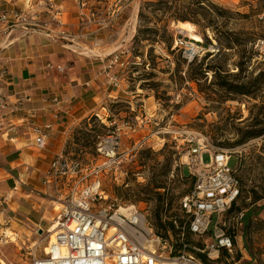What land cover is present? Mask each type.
I'll return each mask as SVG.
<instances>
[{
  "label": "rangeland",
  "instance_id": "1",
  "mask_svg": "<svg viewBox=\"0 0 264 264\" xmlns=\"http://www.w3.org/2000/svg\"><path fill=\"white\" fill-rule=\"evenodd\" d=\"M86 1L92 20L116 17L118 13L130 16L126 0ZM159 1L163 0H140L137 21L121 23L122 37L125 39L132 29L137 39L132 37L107 56L109 60L118 55L127 64L123 71L114 66L108 74L118 73L121 86L115 89H123L132 105L126 101L109 103L106 121L103 123L95 115L83 121L73 129L68 141L71 142H67L62 153L90 171H98L105 161L97 152L98 136H107L113 129L129 124L131 129L122 131L121 147L112 168H105L88 180L99 179L100 191L108 197V203L117 199L120 205H134L142 210L156 233L154 224L161 200L166 210L168 207L167 219L184 217L180 202L194 184L186 165L190 141H206L233 151L230 166L235 168L241 184L237 207L251 219V228L244 230L249 221L244 218L237 229L243 252L237 248L227 262L219 260V264H264V199L255 205L252 202L254 193L264 196V135L238 144L247 132L257 129L255 123L263 120L264 125V82L252 88L250 96L235 95L219 85L220 80L212 71L219 69L228 82L237 84L264 70V56L256 46L264 38V0H241L234 5L210 0L221 11L203 10L206 17L201 19L194 14L198 9L193 6L194 0H180L177 7L189 22L200 21V27L192 23L202 38L192 62L175 43L180 38L192 42L178 31V23L171 24L170 31L152 32L163 25L160 19L164 18V11L155 4ZM3 3L6 4L1 0ZM205 23L216 30L203 29ZM239 63L244 64L243 71L239 70ZM85 123L96 131L87 141L79 135L76 145L73 134ZM209 161L206 155L204 163ZM43 186V193H34L30 202L21 204L14 213L8 211L5 203L0 206V264H30L34 254H43L47 244L45 231L55 214L51 199L57 195L53 185ZM64 187V181H60L58 189L64 191ZM6 232L12 238H6Z\"/></svg>",
  "mask_w": 264,
  "mask_h": 264
},
{
  "label": "built area",
  "instance_id": "2",
  "mask_svg": "<svg viewBox=\"0 0 264 264\" xmlns=\"http://www.w3.org/2000/svg\"><path fill=\"white\" fill-rule=\"evenodd\" d=\"M43 1L44 13L50 15L59 27H64V12L50 0ZM35 13L31 5L15 12L6 11L0 5V25L8 27L11 18L27 20ZM175 43L189 62L195 59L199 46L195 50L194 44L198 45V42L180 38ZM256 46L264 56V38ZM105 62L108 83L120 88L118 73L108 72L114 66L123 71L127 64L118 55ZM57 69L59 72L64 70L62 67ZM8 77V68L0 63V132L6 130V111L12 107L1 93ZM13 110L20 112L21 102ZM52 127V124H46L33 128L39 149L45 148ZM123 129H131V126L126 124L123 128L113 129L107 136H98L97 152L105 159L98 171H90L89 167L68 159L63 153L51 161L42 183L53 185L54 193H57L51 199L55 214L45 231L47 244L44 252L38 256L34 254L30 264H204L188 251L183 241L185 228L196 238L191 245L193 252L204 255L212 264H219L224 253L232 257L237 248L242 253L237 229L243 224L245 211L233 209L241 195L240 180L235 168L230 166L233 151L212 146L206 141H190L186 165L194 184L180 202L186 226L180 230L182 247L176 251L175 238L170 233L169 238L158 236L142 210L134 205H120L117 199L108 203V197L100 191L99 179L88 180L93 174L112 168L121 147ZM206 155L209 163H204ZM60 181L65 183L64 191L58 189ZM19 185L28 194L38 192L27 181L19 180ZM52 228H55L53 234L49 232Z\"/></svg>",
  "mask_w": 264,
  "mask_h": 264
},
{
  "label": "crops",
  "instance_id": "3",
  "mask_svg": "<svg viewBox=\"0 0 264 264\" xmlns=\"http://www.w3.org/2000/svg\"><path fill=\"white\" fill-rule=\"evenodd\" d=\"M4 1L0 5L6 11L31 5L36 12L27 20L11 18L8 27L0 25V63L9 70L1 93L12 106L6 111V130L0 132V206L5 203L14 213L34 195L19 180L27 181L38 191L35 194L43 193V177L51 161L63 152L73 129L94 115L104 123L109 103L130 102L123 89L108 83L104 67L107 56L133 37L132 29L122 37L121 23L137 21L140 0L125 1L130 16L118 13L93 20L86 0H50L64 12V27L44 13L43 0L34 4L30 0ZM213 1L234 5L241 0ZM58 67L64 70L59 72ZM20 102L22 110L14 112ZM46 124L53 127L45 148L39 149L33 128Z\"/></svg>",
  "mask_w": 264,
  "mask_h": 264
},
{
  "label": "trees",
  "instance_id": "4",
  "mask_svg": "<svg viewBox=\"0 0 264 264\" xmlns=\"http://www.w3.org/2000/svg\"><path fill=\"white\" fill-rule=\"evenodd\" d=\"M180 2V0H163V1H159L156 2V5H159L158 10H163L164 11V18L160 19V22L163 23L162 28H156V29H151L153 33L158 34L161 32V30L164 31H170V26L173 23H179V22H189L190 19L187 17V15H184V12L182 11V9H180L179 7H177V4ZM193 6H196L198 9L196 10H201V12H196V10H194V14L197 15L198 18L201 19V17L203 16L204 18L206 17V14L203 13V10H207V9H215L217 11H221V8L217 6V4H215L214 2H211L210 0H194L193 2ZM200 21H198V19L195 20H191V24L193 23L194 25H197L200 27ZM203 29H212V30H216L214 29V27L209 24V23H205L204 25H202ZM134 39H137V35L133 36ZM206 40H208L206 38ZM155 42H158L156 39L154 40ZM208 42H210L208 40ZM171 46H169L168 48H170ZM243 63H239V70L243 71ZM212 70V69H210ZM214 72V76L216 78V80H220L219 81V85L226 89L227 92L235 94V95H243V96H250L252 94V88L258 86L261 82H264V70H261L255 77H249L247 81L244 82H240L237 84L234 83H230L227 81L226 75H222L219 71V69H213L212 70ZM89 120V119H88ZM257 129H254L252 131L247 132L242 139L240 140V142L238 144H240L241 142H244L247 139H255V138H259L261 136L264 135V125H263V120L255 123ZM90 125V123H85L84 127L79 129L75 134H73V141L76 145L79 144L80 138L78 137L79 135H81V137L87 141L92 135L93 132L96 131L95 127H90V129L88 128V126ZM259 126V128H258ZM71 142V141H70ZM68 142V145L69 143ZM67 154V151L65 152ZM160 188V187H158ZM264 199L263 195H259L258 193H254L252 196V202L253 205H255L256 203H258L259 201H262ZM233 209L236 210H241V208L237 207L236 204L233 205ZM168 211V207L167 210L165 209V203L163 202V200H161V206H160V210L157 211V218H156V223L154 224L155 226V230L156 233L163 237V238H169V233L175 238L176 242V251H178V249L180 247H182V243L179 242L180 237H181V228L186 226V219L185 217L183 218H178L176 216H170L167 219L166 213ZM164 214V219H162V215ZM245 221L247 218V215H245ZM249 219V218H247ZM175 222L177 223V225H175ZM251 228V219H249V221L247 222V225L244 227V230L247 232V230H249ZM191 234L189 233V231L187 230V228H185V233H184V237H183V241L185 244H187L188 247V251L192 252L195 254V256L200 259L204 264H212L211 262H209L206 257L200 253H195L193 252V249L191 247V245L193 244L192 238H191ZM230 259V256L227 253H224L223 256L221 257V260H224L225 262H227L226 260Z\"/></svg>",
  "mask_w": 264,
  "mask_h": 264
},
{
  "label": "bare ground",
  "instance_id": "5",
  "mask_svg": "<svg viewBox=\"0 0 264 264\" xmlns=\"http://www.w3.org/2000/svg\"><path fill=\"white\" fill-rule=\"evenodd\" d=\"M178 31L180 33H183L184 35L188 36L193 42H201L202 38L195 33L194 30V25L191 24L190 22H179L177 24ZM195 50L196 49V44H194ZM55 231V228H52L49 232L53 234ZM6 238H12V234L10 232H6Z\"/></svg>",
  "mask_w": 264,
  "mask_h": 264
}]
</instances>
